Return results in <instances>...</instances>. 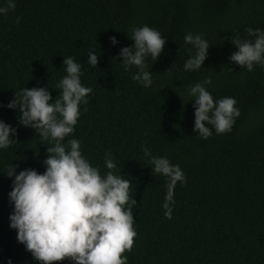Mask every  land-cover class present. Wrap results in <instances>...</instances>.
Instances as JSON below:
<instances>
[{"label":"trees","instance_id":"obj_1","mask_svg":"<svg viewBox=\"0 0 264 264\" xmlns=\"http://www.w3.org/2000/svg\"><path fill=\"white\" fill-rule=\"evenodd\" d=\"M2 3V0H0ZM0 15V120L17 129L16 141L0 149V264H40L10 228L13 211L8 193L17 173L33 168L42 173L51 141L19 123V109L6 105L27 87H48L58 98L66 75L63 57L82 65L81 82L93 93L81 105L75 131L82 154L101 175L106 153L117 167L111 171L130 181L133 227L137 233L127 264H264V67L252 71L231 62L232 37L252 39L248 28L264 30V0H15ZM17 17L20 22L17 23ZM147 24L166 37L156 61L146 58L153 85L132 79L118 53L130 46L131 28ZM188 32L210 43L202 68L185 71L194 49ZM116 36L119 43L111 44ZM100 53L98 64L87 63L88 50ZM206 85L214 100L235 97L240 115L230 132L202 138L194 131L191 85ZM48 144V145H47ZM166 156L183 170L186 183L173 189L171 219L162 207L167 177L152 173L143 148ZM52 264H72L68 259Z\"/></svg>","mask_w":264,"mask_h":264},{"label":"clouds","instance_id":"obj_2","mask_svg":"<svg viewBox=\"0 0 264 264\" xmlns=\"http://www.w3.org/2000/svg\"><path fill=\"white\" fill-rule=\"evenodd\" d=\"M16 7L15 0H2L0 15H6ZM17 23L20 17H17ZM248 35L255 39H241L235 34L232 43L236 51L229 60L252 71L255 64L264 67V30L248 28ZM130 46L122 47L118 58L125 71L134 66L132 79L145 88L153 85V72L146 65L151 56L156 61L164 51L167 38L159 30L147 24L131 28ZM113 46L119 43L116 36L109 38ZM186 44L194 49L185 61V71L202 68L208 56L210 43L203 34L188 32ZM87 63L92 68L98 64L100 53L95 48L88 50ZM66 73L56 85L58 98L53 99L48 87H24L14 93L6 105L19 109V123L31 127L44 141H51L43 160L42 173L25 168L17 173V167L8 166L5 173L12 179L8 193L13 211L9 215L10 228L15 229L18 242L25 246L40 264L68 259L72 264H127L137 235L133 224L134 197L130 196V181L123 175L114 174L117 164L111 153L105 155V166L110 171L101 175L98 167L92 166L82 154L81 142L72 138L62 143L75 131L81 115V105L88 103L87 97L93 89L81 82L82 65L72 56L63 57ZM209 78L191 85L188 94L194 100V131L202 138L212 135L207 125L216 133L232 130L240 110L235 97L213 98L206 85ZM17 129L0 120V149H6L16 141ZM144 156L148 158L152 173L167 177V193L162 207L164 215L171 219L173 189L177 182L186 183V177L178 164H172L166 156H154L146 146ZM7 264H13L9 259Z\"/></svg>","mask_w":264,"mask_h":264}]
</instances>
